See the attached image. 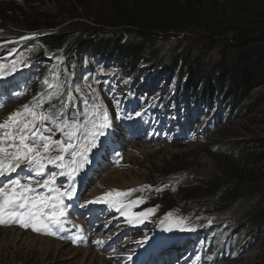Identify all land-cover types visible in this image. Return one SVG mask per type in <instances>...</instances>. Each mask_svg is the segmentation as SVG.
<instances>
[{
    "label": "rangeland",
    "instance_id": "obj_1",
    "mask_svg": "<svg viewBox=\"0 0 264 264\" xmlns=\"http://www.w3.org/2000/svg\"><path fill=\"white\" fill-rule=\"evenodd\" d=\"M1 1L0 14L12 16V20H7L8 22L0 20V31L6 32L10 28L14 29L13 27L22 30L28 24L40 25L43 22L41 17L44 15L48 18H58L63 24L72 22L69 12L64 10H72L73 0H6L9 7L13 4L17 12L21 9L23 16L7 12L5 7L1 6L3 3ZM87 3L89 6L86 10H78L76 15L79 19L77 20H86L90 23L97 15V20L104 25L110 23L112 9L108 0H87ZM45 35L42 31H33L26 37L32 39ZM74 40L72 39L68 42V46L62 49L65 54L73 50ZM22 46L24 47L22 52L27 54V60L53 54L41 42H25ZM224 46L223 39L213 41L203 31L188 29L170 37L162 36L156 45L145 48L142 58L134 61L135 64H132V61L128 64L119 60L103 64L100 59H89L90 61L80 63L82 74L85 72L89 76V82L74 86L73 96L78 99L97 95L101 99L113 101L119 89L136 86L141 79L145 78L146 71L141 64L149 66L156 60L155 56H159V61L168 65H172L176 58L185 61L189 58L192 61L196 60L200 66L203 64L204 76H207L204 86H210V81L214 85L216 68L224 62ZM4 53L1 50L0 56ZM15 55L17 52L14 53ZM7 56L1 58L0 65L6 61ZM63 57L64 54L59 57L60 66L63 63L61 62ZM23 63L25 66V59ZM65 68L64 65L63 69ZM68 68L71 70L70 65ZM183 72H185L184 68L179 70V73L167 74L158 81L146 80L148 91L162 96L165 103L168 102L182 82H185V76L183 80L181 78ZM91 90H94L93 94ZM232 92V89L223 86L222 96ZM236 95H241L240 90H237ZM118 97L122 99L124 94ZM240 98L236 104L234 103L236 115L234 121L229 122L211 136L210 142L188 146H171L165 142L142 143L136 146L129 144L121 168L106 174L107 177L105 176L104 179L99 178L94 184L90 183L86 189H77L85 193L81 201H65L71 206L67 209V215L64 218L66 221L64 231L59 232L57 236L40 234L32 231L31 228L25 229L15 224L9 227L0 226V229H16L17 233H30L22 235V238H17L18 235L11 231L0 233V264H138L161 255L170 248L178 253L189 251L190 256L192 251L197 249L189 264H198L203 256V264H264V219L250 220L252 214L264 208V85L253 87L249 84L245 97L241 95ZM22 105L23 103L13 108H6L0 117V122ZM192 122L197 123L196 119H192ZM193 125L197 127L200 124ZM217 145L221 149L215 151L214 148ZM260 156V160H255ZM229 164L249 174V186L253 192L252 196L240 200L233 207H227L217 198H208L206 195L212 191L211 187H215L221 181L225 165ZM102 173L100 176H103ZM103 180L104 185L100 184ZM61 183H68V181L64 177H58L57 184ZM191 183L195 184L191 185ZM78 184L79 181H77ZM199 185L208 190L201 189ZM108 186L123 189L120 192L135 188L142 190L141 187H144V191H135L125 198V202L142 198L145 201L139 205L142 209L148 202L155 207L153 218L155 224L150 228L151 231L146 236L142 231L138 234L140 239L145 237L142 245L136 243L126 250V244H123L121 250L119 241H124L125 236L123 235L120 239L119 232L109 222L102 223L100 227L91 223L88 208L78 207V203L84 202L90 191L98 189L103 192ZM158 188L159 191H157ZM167 210H174L171 213L175 216L178 214L179 219L185 217L187 219L185 223H191L190 227L194 228V231L186 232L181 245L169 247L172 241L164 244L165 242L161 240L163 225L160 221L164 219L165 216L162 214ZM210 224H213L212 228ZM223 225L228 226L230 231L226 235L220 233V237L225 235L223 242L232 244L233 249L227 255H217V258H213L217 254V245L208 243V239ZM239 227L245 228L246 231L239 232L234 238L232 231L237 232ZM76 237L80 239L76 240ZM25 238L32 241L27 244L24 241ZM48 239L53 240L56 245L49 243ZM97 239L103 240L104 244L98 246L95 243ZM219 240L218 236L217 242ZM225 249L227 247L224 245L219 247L220 252ZM86 250H91L96 255L93 260L83 258V251ZM129 255L132 257L131 260L128 259Z\"/></svg>",
    "mask_w": 264,
    "mask_h": 264
},
{
    "label": "trees",
    "instance_id": "obj_2",
    "mask_svg": "<svg viewBox=\"0 0 264 264\" xmlns=\"http://www.w3.org/2000/svg\"><path fill=\"white\" fill-rule=\"evenodd\" d=\"M108 1L112 15L110 23L106 25L97 20V15L90 23L85 18V21L77 20L78 10H86L89 5L87 0H73L72 10H64L69 12L71 23L63 24L58 18L44 15L40 25L28 24L22 30L13 27L14 29L0 33V37L8 39L24 34L25 29L26 32L42 29L47 33L43 42L54 50L63 49L75 39L72 43L73 59L83 54H96L106 58L118 54L133 64L142 58L147 46L156 45L162 36L170 37L179 31L195 29L203 31L213 41L223 39L225 44L224 62L216 68V78L213 79L216 80L215 85L220 86H214L210 81V86H204L210 89L209 92L214 93L225 85L232 89V94L228 95L229 100L235 99L236 104L241 95L245 97L249 84L253 87L264 85V0ZM1 2L7 12L23 16L21 9L17 12L13 4L9 7L8 2ZM0 20L10 21L12 16L2 13ZM173 62L175 68L184 67V74L188 76L185 83L186 95L202 88L207 77L204 76L203 64L200 66L191 58L186 61L176 58ZM237 90H240L241 95H236ZM260 159L261 156L255 158ZM223 175L221 181L206 194L208 198H217L223 205L233 207L240 200L253 195L247 172L229 164L225 165ZM199 187L208 190L201 185ZM263 215L264 208L252 214L250 220L260 221L264 219Z\"/></svg>",
    "mask_w": 264,
    "mask_h": 264
},
{
    "label": "snow or ice",
    "instance_id": "obj_3",
    "mask_svg": "<svg viewBox=\"0 0 264 264\" xmlns=\"http://www.w3.org/2000/svg\"><path fill=\"white\" fill-rule=\"evenodd\" d=\"M20 63L12 61L7 68L0 65V77L14 73ZM43 83L49 90L47 94L35 97L30 105H23L22 109L0 122V178H5L0 180V226L15 224L40 234L57 236L64 231V218L71 206L65 201H73L76 197L77 177L91 162L90 154L98 148L100 138L106 135L110 119L102 105L89 106L86 99L83 114L74 113L71 119L65 115L67 104L63 101L61 110L55 113L40 111L46 101L50 102L61 94V85L49 80ZM67 99L71 102L74 98L69 96ZM47 124L52 127H47ZM57 131L61 139L54 138ZM21 165L25 167L22 169ZM49 166L57 171L49 172ZM18 169L27 173V177L18 175L6 179ZM33 173L42 179H33ZM58 177L66 178L68 183L58 185ZM84 179L81 177V180ZM134 191L136 189L128 192L113 189L103 196L79 202L78 207L105 204L121 212L129 224L139 225L156 210L132 211L145 201L140 198L125 204L120 198ZM160 223L166 225L164 230L168 232H172L174 227L180 232L194 231V228L185 225L183 219H172L171 212ZM78 239L80 237H76ZM95 243L102 246L104 241L97 239ZM138 243L142 245L144 242ZM128 259H132L131 255Z\"/></svg>",
    "mask_w": 264,
    "mask_h": 264
},
{
    "label": "clouds",
    "instance_id": "obj_4",
    "mask_svg": "<svg viewBox=\"0 0 264 264\" xmlns=\"http://www.w3.org/2000/svg\"><path fill=\"white\" fill-rule=\"evenodd\" d=\"M2 1H6V0H2ZM36 31H42V33L47 34L46 31H44V30H36ZM3 32L4 31H0V33H3ZM32 32L33 31L25 32L24 34H22L20 36L8 38V39L0 37V51L3 50L5 52L3 55H5L7 53L11 54V53H14V52L23 53L22 52V49L24 48L22 46L23 43H25V42H41L43 45H45L48 48L49 51L53 52V54H59V53L65 54V52L62 49H55L54 50V49L49 48L42 40L44 38V36H42L40 38L23 39V37H26V36L30 35ZM63 49H65V47ZM71 53H72V51L70 53H68V54H65V56L68 59H71L73 61H75L77 58H80L82 56V55H79V56H76L73 59V57L71 56ZM48 56L49 55H43L41 57L38 56L37 59H28L25 62V67H24L25 70L28 67L32 68L33 62H39L41 60H50L48 58ZM114 56H119V55L116 54ZM154 58H156V60H154L150 64V67H151L152 71H156L157 69H160V70H162V71H160L161 73H165V72H170L171 73L172 72L171 74H175L176 72L179 73V70L184 68V67H182L181 69L178 70L177 68H175L173 66V64L172 65H168V64H165L163 62H160L159 61V59H160L159 56H155ZM121 59H123V58H121ZM183 76H185V82H183V84H182V89H183V95L186 97V94H185V83L187 81L188 76H186V74H184V72H183V74H181L182 79H184ZM213 82H214V86H216L215 85L216 80L215 81L213 80ZM218 86H220V84H218ZM202 88H204V89H202ZM202 88L200 90H198V91L202 92V90H204V94L202 93L201 98H205V100H207V102H209V104L206 106V113H207V116L211 117V120L210 121H206V122L205 121H200L199 111H197L195 117H193V119L197 120V123H193L192 121L191 122H192V124H200V125H198L200 127L203 124V130H202V132L200 134L204 137V139L202 141H200V140L189 141L188 143H178V142H175V141L174 142L162 141V142H165V143H167L168 145H171V146H173V145L188 146L190 144L198 145V144H202V143H205V142H208V141L210 142V140L212 138L211 136L216 134L221 128L226 126L229 122L234 121V119L236 118L235 111H234V101H235V99L227 101V99H229V96H228L229 94L222 96V89H220V90L217 89L213 93L211 91L209 92L210 89L209 88H205L204 85L202 86ZM195 93H197V91ZM191 103H192L191 98H188L187 104H191ZM188 122H190V121H188ZM205 128H211V129L208 130V131H204ZM185 131L188 132V135H190L191 133H196V131L194 129H192V127H185ZM155 143H159V142H155ZM140 144H142V143H140ZM132 146H136V145H132ZM214 149H215V151H218L221 148L219 147V145H217V146H215ZM113 171H116V170H113ZM113 171H110V172H113ZM110 172H106L104 175L106 176V174H108ZM194 184L195 183H191V185H194ZM141 188H144V187L142 186ZM135 189H137V188H135ZM125 191H127V190H125ZM94 194H95V190H92L91 196H89V198H93V197H96V196H103L104 195V194H97V195L94 196ZM136 209H141V210L144 211L146 209H155V207H154V205H152V203L148 202L144 209H142L141 206H138ZM172 211H174V210H167V211H165L162 214V216H166V214H168V213H170ZM153 218H154V215H152L151 218H150L149 229H148L147 233H149L151 231L150 228L153 227L154 224H155V222H153ZM151 223H153V224L151 225ZM212 225L213 224H210V226H211L210 228H212ZM112 226H113V228L115 230H117L119 232L120 239H121V237L123 235L125 236L123 238L124 241L123 240L119 241V247H120L121 250H122L121 247H123V244H126V250H127V249H129L130 247L136 245V243L142 241L145 238V237H143V238L140 239L138 237L139 233L137 232V230H132V232H128L129 228L127 226H124V225H118L117 226L116 221L112 223ZM229 231H230V228L228 226H226V225H223V227H221L218 231H216L214 233V235L208 240L212 239V245H214V244L217 245L218 243L229 244L227 242H223V237ZM241 231H246V229L243 228V227H239L237 229V232L232 231V234H233L234 238H235V235L238 234ZM220 233H224L225 235L221 238L220 237ZM218 236H219L220 240L217 242V237ZM184 239H185V236L182 237L181 241L171 245V247L176 245V244L177 245H181L183 243ZM240 239H243V238H240ZM127 242H129V243L127 244ZM218 248H219V246L217 245L216 251L218 250ZM175 261L176 260H167L162 255H156L154 258L142 262V264H175ZM182 264H184V263H182ZM198 264H200V262H198Z\"/></svg>",
    "mask_w": 264,
    "mask_h": 264
},
{
    "label": "bare ground",
    "instance_id": "obj_5",
    "mask_svg": "<svg viewBox=\"0 0 264 264\" xmlns=\"http://www.w3.org/2000/svg\"><path fill=\"white\" fill-rule=\"evenodd\" d=\"M7 68V67H6ZM7 76L8 75H5L4 77H0V81H3V80H5L6 78H7ZM91 110V109H90ZM3 113V112H2ZM2 113H1V115H2ZM1 115H0V117H1ZM113 124L114 125H116V121H114L113 122ZM114 125H112V128L113 129H115L114 128ZM138 144H140V143H137V144H135V145H138ZM125 158H126V156H125ZM113 172H115V171H113ZM125 175V174H124ZM126 176V175H125ZM107 177V176H106ZM129 183V182H128ZM100 184H105V182H104V180L102 181V182H100ZM132 184V183H131ZM113 189H115V188H113V187H111V186H108L107 187V190L106 191H100V190H98V189H96L95 190V194H94V196L95 195H97V194H105V193H107V192H109V191H112ZM115 190H118V191H122L123 189H118V188H116ZM104 209V208H103ZM165 226L166 225H164L163 226V229H162V234H161V237H162V241L163 242H165L164 244H166V243H168V242H170V241H172V243H177V242H179V241H181V239H182V237H183V232H180V231H178V230H176V228L174 227V229H173V231L172 232H168V231H165L164 230V228H165ZM9 231H11V232H13V233H16V235H18L17 236V238H20L22 235H25V234H30V233H21V232H19V233H17V230L16 229H13V228H10V229H0V233L1 232H3V233H6V232H9ZM14 234H12V236H13ZM32 235V234H31ZM16 237V236H15ZM22 238V237H21ZM42 238H44V237H42ZM24 240V239H23ZM46 240V239H45ZM27 244L29 243V242H31L32 240H30V239H26L25 238V240H24ZM40 241H41V239H40ZM48 242L49 243H51L52 245L53 244H55V243H53L54 241L53 240H50V239H48ZM34 245V244H33ZM44 245V244H43ZM56 245V244H55ZM57 246H61V244H57ZM184 246V245H183ZM168 247V246H167ZM42 249H44L43 247H41ZM40 248V249H41ZM45 248H46V246H45ZM165 248V247H164ZM39 249V250H40ZM74 250H76V249H74ZM60 251L61 252H63V250H61L60 249ZM76 251H82V250H76ZM83 253H84V259H85V257H86V259L87 260H93L94 258H95V254L91 251V250H86V251H83ZM51 255V254H50ZM52 256V255H51ZM45 257V256H44ZM46 258H47V256H46ZM85 259V260H86ZM84 260V261H85ZM118 263V262H117Z\"/></svg>",
    "mask_w": 264,
    "mask_h": 264
}]
</instances>
